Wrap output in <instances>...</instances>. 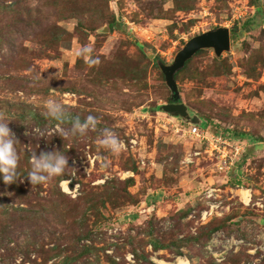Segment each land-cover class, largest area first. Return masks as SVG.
I'll return each mask as SVG.
<instances>
[{
  "label": "rangeland",
  "instance_id": "obj_1",
  "mask_svg": "<svg viewBox=\"0 0 264 264\" xmlns=\"http://www.w3.org/2000/svg\"><path fill=\"white\" fill-rule=\"evenodd\" d=\"M257 1L264 7V0H0V118L11 120L19 140L18 167L29 171L32 153L53 150L71 167L42 185L0 183V202L11 209L0 213V264H56L67 255L71 264H264V18L243 27ZM221 27L231 30V49L221 56L205 49L176 80L205 134H245L227 146L229 173L219 169L218 151L206 152L210 141L163 110L173 92L161 63L173 64L191 39ZM86 44L98 64L75 55ZM50 97L69 117L95 116L96 129L54 134ZM61 127L70 129V120ZM105 128L124 143L119 153L100 144ZM66 182L77 191L62 189ZM247 189L250 205L241 200ZM207 210L213 214L204 218Z\"/></svg>",
  "mask_w": 264,
  "mask_h": 264
},
{
  "label": "clouds",
  "instance_id": "obj_2",
  "mask_svg": "<svg viewBox=\"0 0 264 264\" xmlns=\"http://www.w3.org/2000/svg\"><path fill=\"white\" fill-rule=\"evenodd\" d=\"M75 55L84 60L89 65L99 63V59L94 56V48L91 44H86L78 47L75 50ZM47 109L45 115L56 121L55 133L65 138L69 133L73 136L85 135L89 130H95L98 124V119L93 115H88L83 120L79 116L69 117L66 114L65 106L57 99L50 97L45 101ZM70 120V129L61 127L63 123ZM11 120L0 118V176L5 184H12L18 179H23L18 171L20 155L18 152L17 139L15 133L9 127ZM36 134H40L39 130L34 128ZM100 144L110 150L112 153H119L124 147L123 142L117 135L108 128L102 130V138ZM31 168L27 172L26 177L31 185H42L53 177L66 174L69 167L68 157L62 151H41L39 154L32 153L30 156ZM72 179L74 176L68 174ZM64 185L61 184L63 189Z\"/></svg>",
  "mask_w": 264,
  "mask_h": 264
},
{
  "label": "water",
  "instance_id": "obj_3",
  "mask_svg": "<svg viewBox=\"0 0 264 264\" xmlns=\"http://www.w3.org/2000/svg\"><path fill=\"white\" fill-rule=\"evenodd\" d=\"M231 43V30L226 27L217 28L191 39L184 49L179 52L173 64L161 63L167 83L173 92L172 102L163 106L165 112L175 117H181L193 125H198L202 128L206 126L204 120L197 115H192L189 107L181 101L176 74L200 50L212 48L218 56H221L225 51L231 49Z\"/></svg>",
  "mask_w": 264,
  "mask_h": 264
},
{
  "label": "built area",
  "instance_id": "obj_4",
  "mask_svg": "<svg viewBox=\"0 0 264 264\" xmlns=\"http://www.w3.org/2000/svg\"><path fill=\"white\" fill-rule=\"evenodd\" d=\"M204 129L198 125H193L191 124V127L189 129V132L191 135L195 136L196 138H199V139H207L209 142V146L210 148H208L206 150L207 153H210V154H214L215 151H218L219 153V156H220V163L218 164L219 165V169L221 171H224L226 173H229V170L231 169V165L233 164L232 160H231V157H230V154L228 152V147L229 145H231L232 143V140L231 138H224L220 135H216V134H213V135H208V134H205ZM124 145V143H123ZM202 154L201 150L199 151H195L193 153H191L187 158H186V162L189 164V163H192L194 161V158L196 156H200ZM239 154V152L237 153ZM68 188V189H67ZM64 189L65 191H68L69 193L73 194L75 191H77V187L75 188V191L71 188V182H66V186L64 185ZM248 190V189H247ZM250 191V196L248 197V200H246L244 198V196L241 195V200L245 203V204H248L250 205L252 203V193H251V190ZM213 214V211H206L204 213V218H207L209 217L210 215ZM209 215V216H208Z\"/></svg>",
  "mask_w": 264,
  "mask_h": 264
},
{
  "label": "trees",
  "instance_id": "obj_5",
  "mask_svg": "<svg viewBox=\"0 0 264 264\" xmlns=\"http://www.w3.org/2000/svg\"><path fill=\"white\" fill-rule=\"evenodd\" d=\"M256 6H257V14H256V16H254V18H252L251 20H248L247 22H245L244 24H243V27L244 28H247V27H249V28H254L255 26H257V25H260L261 24V22H262V19L264 18V7L260 4V2L259 1H257L256 2ZM110 28L112 29L113 27H114V22H111L110 23ZM238 31V26H236L235 27V29L233 30V33H236ZM236 37L238 36L237 34H234ZM205 49H203V50H200L196 55H198V54H200V53H202L203 51H204ZM195 55V56H196ZM194 56V57H195ZM193 57V58H194ZM192 58V59H193ZM192 59H190L187 63H186V65L192 60ZM186 67V66H185ZM184 67V68H185ZM184 68L182 69V70H180L177 74H176V79H177V77H178V75L180 74V72H182L183 70H184ZM207 123H208V125H209V130L210 129H212L213 128V126L210 124V122H208L207 121ZM217 134L218 135H220V136H222V137H224V138H234V137H236V138H244L245 137V134H240V135H236V136H233L232 134H231V132L229 131V130H225L224 132H217ZM22 169H23V167H18V171L20 170V176L21 177H23L24 176V178H27L26 177V174H27V172L28 171H23L22 172ZM62 178V177H61ZM1 182H3V180H2V176H0V183ZM135 181H134V179H130V180H128V184L130 185V184H133ZM115 193H117V192H115ZM118 194V193H117ZM119 195V194H118ZM1 204H0V213H1V215H9V214H11V209L9 208V206H8V204L7 203H4V202H0ZM21 209H23V210H25L24 208H18L16 211H18V210H21ZM20 217V216H19ZM27 220H30V219H27ZM218 228H212V230L210 231V233H212V232H214V231H216ZM153 247L155 248V250H157V249H159V248H161V246H160V244H158V243H155V244H153ZM74 259L75 258H72V255H67V256H65L64 257V259L60 262V263H56V264H71L72 263V261H74Z\"/></svg>",
  "mask_w": 264,
  "mask_h": 264
},
{
  "label": "bare ground",
  "instance_id": "obj_6",
  "mask_svg": "<svg viewBox=\"0 0 264 264\" xmlns=\"http://www.w3.org/2000/svg\"><path fill=\"white\" fill-rule=\"evenodd\" d=\"M66 184V183H65ZM68 189V188H67ZM243 193H244V198L246 199V200H248V197L250 196V191L249 190H244L243 191ZM179 264H189V262H187V261H184V260H180L179 261Z\"/></svg>",
  "mask_w": 264,
  "mask_h": 264
}]
</instances>
